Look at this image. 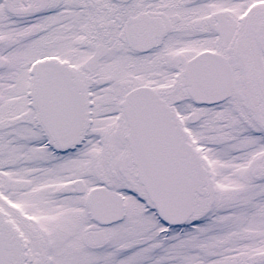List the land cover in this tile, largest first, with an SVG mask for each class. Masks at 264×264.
Wrapping results in <instances>:
<instances>
[{
    "label": "snow or ice",
    "instance_id": "obj_1",
    "mask_svg": "<svg viewBox=\"0 0 264 264\" xmlns=\"http://www.w3.org/2000/svg\"><path fill=\"white\" fill-rule=\"evenodd\" d=\"M0 264H264V0H0Z\"/></svg>",
    "mask_w": 264,
    "mask_h": 264
}]
</instances>
